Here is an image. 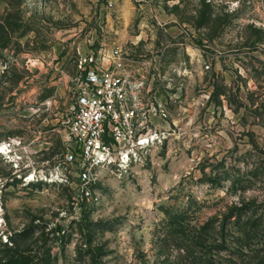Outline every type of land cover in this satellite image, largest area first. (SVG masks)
Returning a JSON list of instances; mask_svg holds the SVG:
<instances>
[{
  "label": "rangeland",
  "instance_id": "374dc122",
  "mask_svg": "<svg viewBox=\"0 0 264 264\" xmlns=\"http://www.w3.org/2000/svg\"><path fill=\"white\" fill-rule=\"evenodd\" d=\"M114 46L144 74L160 139L78 203L64 144L79 60ZM184 215L181 234L202 236L190 253ZM230 254L264 257V0H0V264Z\"/></svg>",
  "mask_w": 264,
  "mask_h": 264
},
{
  "label": "built area",
  "instance_id": "2783aa9c",
  "mask_svg": "<svg viewBox=\"0 0 264 264\" xmlns=\"http://www.w3.org/2000/svg\"><path fill=\"white\" fill-rule=\"evenodd\" d=\"M136 63L116 46L79 60L64 144L65 161L76 167L78 203L98 200L91 186L100 180L101 170L115 168L121 174L134 163L143 164L160 139L150 126L157 109L149 107L144 74Z\"/></svg>",
  "mask_w": 264,
  "mask_h": 264
},
{
  "label": "trees",
  "instance_id": "16d2710c",
  "mask_svg": "<svg viewBox=\"0 0 264 264\" xmlns=\"http://www.w3.org/2000/svg\"><path fill=\"white\" fill-rule=\"evenodd\" d=\"M245 206L244 205H242V207H236V209H237V211L239 210H242L243 208H244ZM236 212V210L233 212V213H235ZM233 213H232V215L231 216H233ZM230 216V217H231ZM238 217V219H237V221L239 222L240 221V218H241V214H239V215H237ZM185 215L183 216V217H181L180 219H179V221H178V225H179V229H177L178 231H179V234H181V233H185L184 232V229L182 228V220H185ZM256 221L254 220V221H249L248 223L249 224H252V225H257L256 223H255ZM247 223V224H248ZM254 231V229H252V232ZM259 232H258V230H255L254 231V233L253 234H258ZM182 238H187V235H185V234H181L180 235ZM244 236H246V237H250V240H252V237L251 236H249V233H246V235H244ZM246 237H244V238H246ZM197 238V239H196ZM187 241V243H186V246H187V248H188V253H190L191 251H192V249H193V246H194V243L195 242H199V243H202V236H199V235H196V237L195 236H193V237H191V238H187L186 239ZM182 243H184V240L182 241ZM203 244V243H202ZM224 247V246H223ZM210 249L211 248H213V246L211 245L210 247H209ZM243 248V245L241 246V249ZM210 249H209V251H210ZM208 251V252H209ZM245 256H246V254H245ZM248 256V255H247ZM264 257H260V259H259V262H261V264L263 263V259ZM237 260V261H236ZM244 260V261H243ZM242 260V263H239L238 262V259H237V257H233L231 254L228 256V264H244V262H246V260L245 259H243ZM16 264H20L19 262H16ZM199 264H213V263H211V261H210V258L208 259V257H202V259H201V263H199ZM260 264V263H259Z\"/></svg>",
  "mask_w": 264,
  "mask_h": 264
}]
</instances>
